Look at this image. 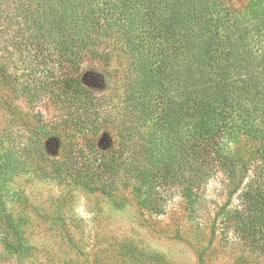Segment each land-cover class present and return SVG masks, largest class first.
<instances>
[{"label":"trees","instance_id":"1","mask_svg":"<svg viewBox=\"0 0 264 264\" xmlns=\"http://www.w3.org/2000/svg\"><path fill=\"white\" fill-rule=\"evenodd\" d=\"M6 3L24 29L27 56L22 76L0 63L2 85L28 100L50 97L61 111L51 122L35 113L21 146L26 112L0 94L11 119L0 134V228L18 254L25 237L5 194L28 166L110 196L130 188L156 214L173 188L196 212L200 187L222 170L231 195L239 192L225 217L245 251L235 264L264 256V0ZM109 131L114 142L97 146L93 138ZM52 139L59 153L50 151Z\"/></svg>","mask_w":264,"mask_h":264},{"label":"rangeland","instance_id":"2","mask_svg":"<svg viewBox=\"0 0 264 264\" xmlns=\"http://www.w3.org/2000/svg\"><path fill=\"white\" fill-rule=\"evenodd\" d=\"M6 1L0 0V63L22 76L27 56L25 32L16 18L11 21L13 5ZM3 81L0 75V94L26 112L28 122L22 123L23 136L18 138L23 140L21 146L28 143L35 113L40 112L48 122L60 119L61 111L50 97L28 100L2 85ZM108 85L100 83L98 92L111 97ZM8 116L0 106V134L10 125ZM104 133L93 138L97 146L114 142L115 131L107 132V137ZM76 140L78 146H85V137ZM6 144L13 146V142ZM49 144L52 153H59L57 140ZM229 146L236 151L239 142ZM7 188V209L25 242L18 254L9 245L11 234L0 228V264H235L245 253L225 218L227 210L238 205L239 192L231 195L234 183L222 170L202 184L193 213L176 188L167 192L163 213L156 214L139 205L130 188H120L110 196L70 180L44 177L28 166L8 180ZM245 258L248 264H264V256Z\"/></svg>","mask_w":264,"mask_h":264}]
</instances>
